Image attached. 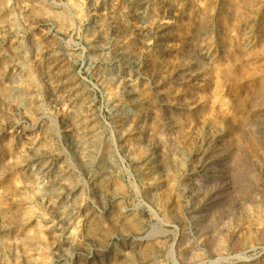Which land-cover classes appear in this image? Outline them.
Segmentation results:
<instances>
[{
    "label": "rangeland",
    "instance_id": "rangeland-1",
    "mask_svg": "<svg viewBox=\"0 0 264 264\" xmlns=\"http://www.w3.org/2000/svg\"><path fill=\"white\" fill-rule=\"evenodd\" d=\"M0 264H264V0H0Z\"/></svg>",
    "mask_w": 264,
    "mask_h": 264
},
{
    "label": "bare ground",
    "instance_id": "bare-ground-1",
    "mask_svg": "<svg viewBox=\"0 0 264 264\" xmlns=\"http://www.w3.org/2000/svg\"><path fill=\"white\" fill-rule=\"evenodd\" d=\"M92 134V133H91Z\"/></svg>",
    "mask_w": 264,
    "mask_h": 264
}]
</instances>
